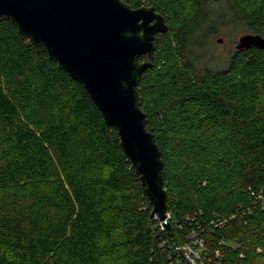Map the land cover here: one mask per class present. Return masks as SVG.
Segmentation results:
<instances>
[{"label":"trees","instance_id":"1","mask_svg":"<svg viewBox=\"0 0 264 264\" xmlns=\"http://www.w3.org/2000/svg\"><path fill=\"white\" fill-rule=\"evenodd\" d=\"M124 1L155 7L169 26L139 92L172 231L151 216L84 87L0 20V264H174L186 231L219 220L228 222L204 234L209 251L264 264V48H237L225 68L198 71L192 53L217 33L198 38L210 0ZM225 1L235 26L264 38V0Z\"/></svg>","mask_w":264,"mask_h":264},{"label":"water","instance_id":"2","mask_svg":"<svg viewBox=\"0 0 264 264\" xmlns=\"http://www.w3.org/2000/svg\"><path fill=\"white\" fill-rule=\"evenodd\" d=\"M0 20L16 25L27 44L84 87L117 132L152 205L151 216L165 222L164 162L139 92L143 74L153 67L156 37L169 31L163 15L124 0H0ZM251 46L264 48V38L246 35L237 48ZM166 227L172 231L168 222Z\"/></svg>","mask_w":264,"mask_h":264},{"label":"rangeland","instance_id":"3","mask_svg":"<svg viewBox=\"0 0 264 264\" xmlns=\"http://www.w3.org/2000/svg\"><path fill=\"white\" fill-rule=\"evenodd\" d=\"M209 4L211 9L210 19L202 28L198 38L204 41L210 35L209 33L215 31L217 33L206 39L208 41L203 48L193 51L192 59L198 71L225 68L230 57L236 51L240 39L249 35L246 29L234 25V14L225 0H210ZM215 12L225 19L224 26L221 24V18L215 15ZM166 23L168 25L167 21Z\"/></svg>","mask_w":264,"mask_h":264},{"label":"built area","instance_id":"4","mask_svg":"<svg viewBox=\"0 0 264 264\" xmlns=\"http://www.w3.org/2000/svg\"><path fill=\"white\" fill-rule=\"evenodd\" d=\"M171 219L172 216L168 213V218L165 222L159 221L161 230L166 229V222L170 223ZM227 222V220L213 221L204 227L199 225L186 231L183 243L172 246V249L177 253L174 264H228L225 260V254L221 249H216L214 252L209 251L204 235L206 231H210L212 228H222ZM177 226L180 231H183L179 223ZM224 245L225 241L222 240L220 246L223 247Z\"/></svg>","mask_w":264,"mask_h":264},{"label":"flooded vegetation","instance_id":"5","mask_svg":"<svg viewBox=\"0 0 264 264\" xmlns=\"http://www.w3.org/2000/svg\"><path fill=\"white\" fill-rule=\"evenodd\" d=\"M145 61V60H144Z\"/></svg>","mask_w":264,"mask_h":264}]
</instances>
